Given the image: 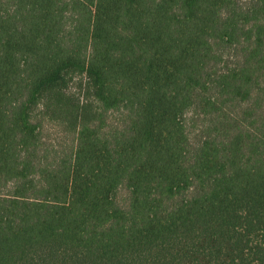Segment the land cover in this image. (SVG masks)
<instances>
[{
	"label": "trees",
	"instance_id": "trees-1",
	"mask_svg": "<svg viewBox=\"0 0 264 264\" xmlns=\"http://www.w3.org/2000/svg\"><path fill=\"white\" fill-rule=\"evenodd\" d=\"M0 264H264V0H0Z\"/></svg>",
	"mask_w": 264,
	"mask_h": 264
},
{
	"label": "rangeland",
	"instance_id": "rangeland-1",
	"mask_svg": "<svg viewBox=\"0 0 264 264\" xmlns=\"http://www.w3.org/2000/svg\"><path fill=\"white\" fill-rule=\"evenodd\" d=\"M42 137L45 140H54L57 139L60 140L62 135L59 134V129L56 126L53 125H47L45 129L42 132Z\"/></svg>",
	"mask_w": 264,
	"mask_h": 264
}]
</instances>
